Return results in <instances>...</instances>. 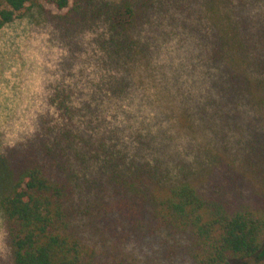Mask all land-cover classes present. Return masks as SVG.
<instances>
[{
  "label": "trees",
  "instance_id": "obj_1",
  "mask_svg": "<svg viewBox=\"0 0 264 264\" xmlns=\"http://www.w3.org/2000/svg\"><path fill=\"white\" fill-rule=\"evenodd\" d=\"M37 1L0 0V28ZM47 1L67 9L49 16L64 39L91 32L101 49L98 62L104 68L101 85L106 90L102 95L121 101L131 68L149 52L142 32L144 22L150 21L148 3ZM234 3L206 0L200 14L208 17L216 46L209 58L218 71L209 68L208 73L218 74L216 85L223 98L243 103L240 107L252 102L264 109V51L256 50L257 43L264 42V9L239 13ZM240 4L236 8L242 11ZM72 95L62 89L53 94L60 121L44 126L36 142H20L11 154L0 153V209L13 264H96V251L79 224L81 206L75 196L78 179L86 180L93 159L110 196L114 194L110 203L122 226L132 225L143 234L166 231L173 237L186 236L195 264H264V177L254 192L234 182L224 169L220 179L216 171L213 181L200 185L186 175L184 166L179 171L163 158L153 163L133 157L128 161L126 148L107 143L105 134L93 139L90 131L96 130L92 123L98 104L86 100L75 105ZM218 156L222 168L233 169V163ZM247 192H254L252 201Z\"/></svg>",
  "mask_w": 264,
  "mask_h": 264
},
{
  "label": "rangeland",
  "instance_id": "obj_2",
  "mask_svg": "<svg viewBox=\"0 0 264 264\" xmlns=\"http://www.w3.org/2000/svg\"><path fill=\"white\" fill-rule=\"evenodd\" d=\"M136 1L148 3L150 21L144 22L142 32L149 52L131 68L121 101L102 95L101 49L91 32L66 40L50 20V14L67 9L38 0L0 28V153L11 154L20 142H36L44 126L60 121L52 96L62 89L73 94L75 105L86 100L98 104L93 139L105 134L107 143L126 148L128 161L163 158L179 171L184 166L186 175L200 185L213 181L216 171L220 179L224 169L238 185L256 192L264 177V109L252 102L240 107L243 103L223 98L218 74L208 73L209 68L218 69L209 58L216 47L213 27L207 16H200L206 0ZM234 2L239 13L264 9V0ZM237 4L244 10H237ZM256 47L262 53L264 42ZM219 153L233 163L232 170L217 163ZM92 161L86 180L78 179L75 196L81 206L79 224L96 251V264H195L186 236L143 234L132 225L122 226L111 207L114 194L110 196ZM254 192L246 193L251 201ZM11 250L0 209V264H13Z\"/></svg>",
  "mask_w": 264,
  "mask_h": 264
},
{
  "label": "clouds",
  "instance_id": "obj_3",
  "mask_svg": "<svg viewBox=\"0 0 264 264\" xmlns=\"http://www.w3.org/2000/svg\"><path fill=\"white\" fill-rule=\"evenodd\" d=\"M37 59H38V57H37ZM53 66H54L53 64H50V65H49L50 68L53 67Z\"/></svg>",
  "mask_w": 264,
  "mask_h": 264
}]
</instances>
